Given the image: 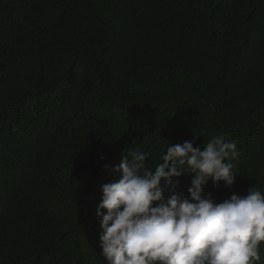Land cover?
I'll use <instances>...</instances> for the list:
<instances>
[{"label":"trees","instance_id":"16d2710c","mask_svg":"<svg viewBox=\"0 0 264 264\" xmlns=\"http://www.w3.org/2000/svg\"><path fill=\"white\" fill-rule=\"evenodd\" d=\"M219 136L239 175L203 195L264 193V0H0V264H108L105 165Z\"/></svg>","mask_w":264,"mask_h":264},{"label":"clouds","instance_id":"9594fccd","mask_svg":"<svg viewBox=\"0 0 264 264\" xmlns=\"http://www.w3.org/2000/svg\"><path fill=\"white\" fill-rule=\"evenodd\" d=\"M193 141L167 146L161 163L146 167L147 152L124 149L119 165H105L119 178L101 186L96 216L101 255L108 264H256L264 242V193L254 184L217 203L203 195L211 180L231 187L239 175L231 162L237 145L223 136L205 146ZM104 157L101 155L100 159ZM192 177L177 193L181 177ZM173 189L165 199V190ZM102 210H106V213ZM263 253V251H261Z\"/></svg>","mask_w":264,"mask_h":264}]
</instances>
